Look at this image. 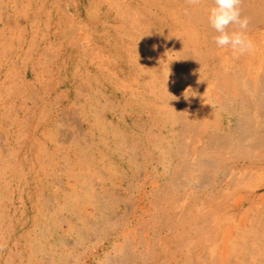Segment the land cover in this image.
<instances>
[{
  "label": "rangeland",
  "instance_id": "rangeland-1",
  "mask_svg": "<svg viewBox=\"0 0 264 264\" xmlns=\"http://www.w3.org/2000/svg\"><path fill=\"white\" fill-rule=\"evenodd\" d=\"M199 2L198 16L208 17L212 5ZM193 5L0 0V264H183L198 238L209 246L211 234L244 230L251 212L260 222L243 241L258 243L239 261L264 264V186L256 197L246 186L250 200L239 211L237 186L205 198L173 189L175 171L196 167L194 147L237 143L229 91L256 88L264 75V19L247 30L254 51L235 57L203 22L183 17L180 8L192 13ZM201 116L217 124L203 144L195 136ZM68 134L78 140L64 142ZM251 159L232 169L241 182L248 173L264 183V162L255 171L261 161ZM94 187L117 191L118 205L107 201L99 212L89 204ZM233 195L236 209L217 207Z\"/></svg>",
  "mask_w": 264,
  "mask_h": 264
},
{
  "label": "bare ground",
  "instance_id": "bare-ground-1",
  "mask_svg": "<svg viewBox=\"0 0 264 264\" xmlns=\"http://www.w3.org/2000/svg\"><path fill=\"white\" fill-rule=\"evenodd\" d=\"M203 1L206 2L205 4H210L213 6V0H203ZM199 6H200V2L198 4H195V6L193 5L192 13H191V10L189 9L180 8L181 9L180 13L183 15V17H185L186 20H192V18L194 17L196 20L203 22L201 26H205L206 30L205 29L204 30L207 31L206 32L207 35L209 37L212 36V39H213L217 35V33L209 24L208 17L198 16L199 13L197 12V10ZM242 15L249 19V27L254 26L256 23H260V21L264 19V0H243ZM190 17L192 18L189 19ZM185 22H189V21H185ZM189 23L191 24V22ZM234 27L235 26H233V29ZM212 30H214V32L211 35ZM189 57H190V60L195 59L194 54H191ZM255 77H258L255 80L258 82V86L256 88L254 84L252 83L250 90H248V88L247 89L242 88L245 90L244 92L243 91L239 92V94L234 92L233 90L229 91L230 96L234 97L235 101L237 102V110H235L234 108L230 110V107H228L230 111H233L231 112L232 124L229 127V131L231 132L232 130H234V137L238 140L237 143L233 147H231V145L229 144L230 141H226V137H223V139H219L218 142L213 141L211 144H208V145L205 144L202 146L199 145L197 148L194 147V152L196 154L192 155L191 158H192V164L196 167H194L193 169H190V173H186V174H184L185 172L184 168H179V172H180L179 174H178V171H175L174 172L175 179H173V183L175 184L173 186V189L178 187L179 189L178 191L180 192V190L182 191V189L184 188H191L192 191L194 192L197 191L196 195L200 193L202 195L201 198H205L206 196H209L216 192L221 193L225 189H228L231 187L235 188V186H237L239 190L242 191V194L240 195V198L238 199L237 204H236L238 211L245 208V206L248 203L247 201L250 200V195L244 194L246 186H247V189L249 188L250 190H252V193L254 194L255 197L257 196V191L262 189V186H264V183H257L255 180H253L254 178L253 176L249 178L250 176H248V173H247V180L244 182H241V180L243 179L240 178L238 171L234 170V169H238L239 166L242 168L248 167V164L246 163V161L242 160L243 157L253 156L254 159H251L249 161V164L253 166L256 165V162L261 161L257 166L253 168V170L256 169L255 171H257V169L261 167L260 165H262V162H264V155H262L258 151L259 149L261 151V149L264 148V75L255 76ZM183 82L185 81H182V78H180L179 83H183ZM212 88L213 87H211L210 85V90ZM234 93L236 94L233 96ZM184 103H185L184 107H186L184 109V112H186L187 110L189 111V105L187 101H185ZM228 106H232V105L229 104ZM102 113H105V112H102ZM103 117H104V114H103ZM183 117L186 118L185 114L183 115ZM261 120L263 121L260 122ZM71 124L73 123L71 122ZM66 127H69V125H67ZM212 127L214 128L217 127V124L209 122V120H207L204 116H201L200 120L197 121V125L195 126V136L198 139V141L201 142V144H203L204 142L203 135L207 133ZM174 131L179 133V130L177 128H175ZM226 134H228V132H226ZM75 135L72 134L71 136L68 134V137L65 136L64 142L66 141L69 144V142H72L73 140L77 141L78 139H77V136L75 137ZM74 142L75 141H73L72 143ZM74 145L77 146L78 143L76 142ZM82 145L83 146L79 145L76 147V149L79 150L80 155L83 154L84 148H85V145L84 144ZM172 145H174V142L172 143ZM184 146H186V142ZM222 146H224L225 149H222L221 148ZM234 155H236V157H234ZM114 158L120 159L121 156L115 153ZM225 173L227 174V176L225 175ZM177 176L178 177L184 176V178L176 179ZM167 186L168 184L166 185V187ZM88 194L90 196L89 204L96 207V209L99 212L101 211L104 213L109 210V208L107 207V204H108L107 201L118 205V199L116 197L118 194L117 191L106 190V189L104 190V189H99L97 187H94V189L90 188ZM175 194L178 195L177 190L175 191ZM157 195H160V194H157ZM230 197L232 199H229V197L221 199V202L217 207L219 208L225 203L230 202L232 209H236L235 207L236 205H234L236 196L233 195ZM155 201H156L155 207H158V201L157 200ZM250 205L251 206L250 208L248 207V209H251L253 212L257 211L258 207H255L254 203H250ZM260 209L261 211H264L263 207H261ZM86 217H88V215H86ZM253 218L254 217L252 216V212H251L248 215L247 219L244 221L248 223L244 230L243 228H241V225H242L241 223L240 226H234L236 228L234 231H231V227H228L227 229H225V232L221 233L219 236H217L216 233L211 234V238H210L211 244L209 246L204 245V242H203L204 238L203 239L198 238V241L200 244H198L196 247H193L190 254L187 253L186 257L188 258L186 261H183L184 262L183 264H241L242 261L240 262L239 259H243L244 258L243 256L246 253L251 252L253 248L252 244L254 243V241L257 242V239L254 241H251V239H249L251 238L250 235H254L253 232L256 231V228L258 227L259 222H260V221H255V219ZM230 224H234V222L231 221ZM247 233H250V235H248L249 240L247 242H244L243 238L244 236H247ZM195 253H199V254H195ZM194 255H197V256H194ZM235 256L237 260L232 261L233 257ZM190 257L192 258L189 259ZM153 261H155L154 258H153ZM107 264H114V263L108 262Z\"/></svg>",
  "mask_w": 264,
  "mask_h": 264
},
{
  "label": "clouds",
  "instance_id": "clouds-1",
  "mask_svg": "<svg viewBox=\"0 0 264 264\" xmlns=\"http://www.w3.org/2000/svg\"><path fill=\"white\" fill-rule=\"evenodd\" d=\"M198 4L199 0H189ZM243 0H213L208 12V22L217 35L214 43L217 48L230 49L235 57L251 54L255 44L247 35L249 19L242 15ZM233 26L236 30H232Z\"/></svg>",
  "mask_w": 264,
  "mask_h": 264
}]
</instances>
